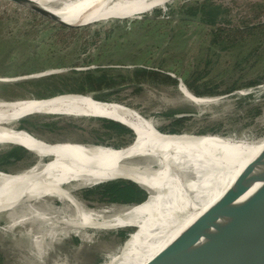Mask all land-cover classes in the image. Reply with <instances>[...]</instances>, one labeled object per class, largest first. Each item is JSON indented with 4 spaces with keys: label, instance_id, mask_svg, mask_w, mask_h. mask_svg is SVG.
<instances>
[{
    "label": "rangeland",
    "instance_id": "374dc122",
    "mask_svg": "<svg viewBox=\"0 0 264 264\" xmlns=\"http://www.w3.org/2000/svg\"><path fill=\"white\" fill-rule=\"evenodd\" d=\"M200 4L204 9L191 15L189 9ZM151 8L142 15L100 18L69 27L14 0H0V100L95 92L97 97L139 110L166 132L250 141L264 138V81L246 85L264 79V33L239 34L264 22V0H171ZM220 26L226 28L228 39L216 40ZM138 67L163 70L178 83L145 81L138 86L128 82L117 85L125 86L118 89L108 84L122 82ZM179 78L187 87L186 81H193L197 89L218 94L204 96L212 101L195 103L182 93ZM230 87L234 90L225 92ZM33 115L25 124L34 135L50 142L119 148L129 140V135L118 134V125L100 118ZM9 152L20 159L4 161L2 157ZM41 157L13 144H2L0 171H25ZM151 161L148 157L132 160L145 165ZM67 187L94 219H111L126 207L82 200L77 193L83 186ZM14 212L12 217H30L31 221L26 227L5 230L11 216L0 214V264H109L117 254L136 255L152 232L137 226L141 230L135 227L136 231L122 240L119 231L124 227L81 226L75 206L57 196L28 199ZM30 226L43 234L37 236L41 243L34 241L37 234L27 233Z\"/></svg>",
    "mask_w": 264,
    "mask_h": 264
},
{
    "label": "bare ground",
    "instance_id": "6f19581e",
    "mask_svg": "<svg viewBox=\"0 0 264 264\" xmlns=\"http://www.w3.org/2000/svg\"><path fill=\"white\" fill-rule=\"evenodd\" d=\"M33 1L67 23L80 24L100 18L142 15L148 8L164 6L171 0ZM180 87L182 93L195 103L213 100L197 96L186 85L181 84ZM37 113H70L121 120L136 129L135 144L120 149L105 145H73L69 142L50 145L32 133L18 131L11 126ZM157 128L152 118L131 106L116 101H96L90 95L1 100L0 145L21 144L40 156L54 157L45 166L34 165L15 173L0 171V214L7 212L11 216L8 217L11 223L4 227L5 230L12 231L16 226L26 227L29 224L30 217H12L15 209L26 200L39 201L44 197L57 196L69 199L75 206L82 220L81 226L149 228L152 232L141 243L136 255L117 254L112 256L109 263L143 264L216 202L238 174L264 150V138L250 141L211 134L163 135L158 133ZM151 131L156 134L155 138L148 136ZM140 157L153 161L149 165L132 162ZM116 178L137 181L149 190V198L139 205L123 207L122 214L102 221L94 219L89 211L80 207L67 187L69 184L88 186ZM258 186L256 184L245 196L253 193ZM30 227L27 233L36 235ZM38 235L43 236L38 232L34 241L41 243Z\"/></svg>",
    "mask_w": 264,
    "mask_h": 264
},
{
    "label": "water",
    "instance_id": "95a60500",
    "mask_svg": "<svg viewBox=\"0 0 264 264\" xmlns=\"http://www.w3.org/2000/svg\"><path fill=\"white\" fill-rule=\"evenodd\" d=\"M14 1L56 23L78 27V25L63 21L51 11L37 5L33 0ZM123 87L125 86H116V89ZM67 94L88 95L71 92L33 99H52ZM90 96L93 100L107 102L96 98L94 95ZM112 120L129 126L135 135L137 134L136 129L131 125L121 120ZM15 130L30 133L24 128H15ZM157 131L163 135H180L187 132H166L159 128ZM155 135L152 131L148 133V136L152 138H155ZM40 140L50 145L68 142ZM69 143L73 145H99L87 142ZM16 145L24 147L21 144ZM42 158H46V160L35 165L45 166L54 159L52 155L42 156ZM256 184H259L256 190L245 196ZM143 264H264V150L238 174L232 185L216 202L200 214L164 249Z\"/></svg>",
    "mask_w": 264,
    "mask_h": 264
},
{
    "label": "trees",
    "instance_id": "16d2710c",
    "mask_svg": "<svg viewBox=\"0 0 264 264\" xmlns=\"http://www.w3.org/2000/svg\"><path fill=\"white\" fill-rule=\"evenodd\" d=\"M204 4L202 5L200 4V5H197L189 9L190 11H192V13L190 14L195 16L197 13H199L198 11L204 9L203 7ZM218 30L220 31V33L216 35V40L217 39L223 40L227 38L226 36H228V33H225L226 32L225 27L220 26ZM255 30L259 31L260 33H264V22L256 26L247 27L245 30H241L240 32L242 33H239V34H241L242 37L250 33L253 35L255 34ZM133 81L138 82V83L145 82V81L150 82V83H162V84H177L178 83L177 78L173 77L172 75L162 70L138 67L134 70V73L132 76H128L122 82L111 81L108 84H110V86H115V85L117 86L121 83H128V82H133ZM263 81L264 79L254 80V81L249 82V84H246V85L253 86ZM186 84L195 94L199 96L218 94L217 91H211V90L201 91L197 89L193 81L187 80ZM233 88L234 87H230L225 92L227 93L231 92L234 90ZM99 98L103 99L105 97H99ZM104 120L118 125L119 135H129L128 142L124 143L120 147L129 145L136 139L134 131L129 126L119 121H115V120H110V119H104ZM182 121L183 120L179 119V122L181 124L183 123ZM177 131L179 130H174L172 132H177ZM21 149H23L25 152H29L24 147H21ZM9 156H13V154L9 152L4 157H9ZM77 195L79 198H81L82 200H86V201H93L95 199V200H100V201L119 203V204L125 205L126 207H129V206L136 205V204L146 201L149 198V190L146 187L142 186L141 184L131 179L116 178V179H108V180L101 181V182L88 185V186H83L80 188V191L77 193ZM124 228L120 229L119 231V235L122 240L127 239L129 234L131 232H134L135 230L134 226H128ZM136 230H141V229L136 227Z\"/></svg>",
    "mask_w": 264,
    "mask_h": 264
},
{
    "label": "flooded vegetation",
    "instance_id": "af4514ba",
    "mask_svg": "<svg viewBox=\"0 0 264 264\" xmlns=\"http://www.w3.org/2000/svg\"><path fill=\"white\" fill-rule=\"evenodd\" d=\"M142 68H148V67H142ZM153 69H155V68H153ZM156 69H158V68H156ZM160 70V69H159ZM163 71V70H162ZM31 116H34V115H31ZM31 116H28V117H25V118H22V119H20V120H18L17 122H15V123H13V124H11V126L12 127H14V128H24V129H26V130H28L29 132H31L32 133V130L30 129V127L27 125V124H25L27 121H30V118L29 117H31ZM38 124H36V126H37ZM38 137V136H37ZM42 139V138H41ZM44 140V139H43ZM45 141H47V140H45ZM13 145H16V144H13ZM17 147H21V146H19V145H16ZM5 156V155H4ZM3 156V157H4ZM2 157V159H4V161L5 160H7V161H10V160H19L20 158L18 157V156H9V157H4L3 158ZM43 160H46V158H42L41 157V159H40V161L39 162H41V161H43Z\"/></svg>",
    "mask_w": 264,
    "mask_h": 264
},
{
    "label": "crops",
    "instance_id": "0c3cea01",
    "mask_svg": "<svg viewBox=\"0 0 264 264\" xmlns=\"http://www.w3.org/2000/svg\"><path fill=\"white\" fill-rule=\"evenodd\" d=\"M137 83L138 82H135V81H133V85H137ZM148 83H150V82H148ZM139 85L138 86H142V85H144L145 83L143 82V84H142V82H141V84L140 83H138ZM151 84H162V83H151ZM130 85V84H129ZM166 85V84H165ZM167 85H174V84H167ZM190 89V88H189ZM191 90V89H190ZM192 91V90H191ZM193 92V91H192ZM77 93H80V92H77ZM95 92H92V93H84V94H88V95H94L95 96V94H94ZM194 93V92H193ZM96 98H98V99H101V100H106L105 98H99V97H97V96H95ZM26 98V97H25ZM41 98V97H40ZM16 99H18V98H16ZM16 99H2V100H16ZM21 99H22V97H21ZM184 101H186L185 99H183ZM1 101V100H0ZM106 101H108V100H106ZM188 102V101H187ZM192 103V102H191ZM64 114H70V113H64ZM62 115V114H61ZM72 115V114H71ZM180 116L179 117H184L185 116V114H179ZM74 116H79V115H74ZM146 116V115H145ZM82 117V116H81ZM83 117H93V116H83ZM146 117H148V116H146ZM95 118H100V119H109V118H106V117H95ZM110 120H112V119H110ZM157 124V123H156ZM31 133V132H30ZM33 134V133H32ZM34 135V134H33ZM34 136H36V135H34ZM37 137V136H36ZM39 138V137H38ZM41 139V138H40ZM135 141V140H134ZM8 144H13V143H8ZM22 147V146H21ZM25 148V147H24ZM119 148H121V147H119ZM26 149V148H25ZM28 150V149H27ZM29 151V150H28ZM0 169H1V167H0Z\"/></svg>",
    "mask_w": 264,
    "mask_h": 264
},
{
    "label": "built area",
    "instance_id": "2783aa9c",
    "mask_svg": "<svg viewBox=\"0 0 264 264\" xmlns=\"http://www.w3.org/2000/svg\"><path fill=\"white\" fill-rule=\"evenodd\" d=\"M179 80H180V85H181V84L185 85V84L183 83L182 79H179Z\"/></svg>",
    "mask_w": 264,
    "mask_h": 264
}]
</instances>
